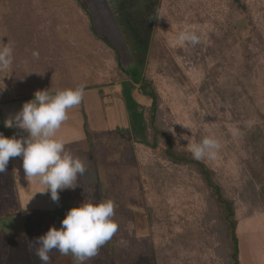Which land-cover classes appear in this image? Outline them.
Here are the masks:
<instances>
[{
	"label": "rangeland",
	"instance_id": "obj_1",
	"mask_svg": "<svg viewBox=\"0 0 264 264\" xmlns=\"http://www.w3.org/2000/svg\"><path fill=\"white\" fill-rule=\"evenodd\" d=\"M82 1L86 8L0 0V45L13 46V64L0 73V133L28 135L4 121L38 90L84 85L93 103L70 109L58 132L86 164L58 203L38 177H26L21 157L0 174V264H41L37 237L83 202L109 199L118 231L87 264H232L212 189L189 165L168 160L161 141L157 149L141 143L143 120L130 116L144 104L124 107L127 72L152 81L156 125L179 149L219 141L216 158L200 161L232 203L239 263L264 264V0ZM180 31H195L200 43H180ZM109 83L108 91L98 86ZM50 255L52 264H74L71 254Z\"/></svg>",
	"mask_w": 264,
	"mask_h": 264
},
{
	"label": "clouds",
	"instance_id": "obj_2",
	"mask_svg": "<svg viewBox=\"0 0 264 264\" xmlns=\"http://www.w3.org/2000/svg\"><path fill=\"white\" fill-rule=\"evenodd\" d=\"M177 39L192 46L200 43L195 31H180ZM32 56L38 59L39 52L32 51ZM12 64L13 46L3 43L0 45V73L7 72ZM84 96V85L58 90L55 94L48 90L36 91L33 99L4 121L5 127H16L28 135L17 138L0 133V174L7 171L11 158L21 157L26 177H38L53 202H59L60 191L74 189L78 178L86 171V164L66 150V142L58 132L69 119V110L79 106ZM220 147L217 139L205 137L192 143L190 151L196 160L215 159ZM116 207L109 199L99 203L85 201L70 209L59 229L50 227L36 238L32 244L34 255L41 264H52L53 251L64 256L71 254L74 264H87L117 233L119 226L113 219Z\"/></svg>",
	"mask_w": 264,
	"mask_h": 264
},
{
	"label": "trees",
	"instance_id": "obj_3",
	"mask_svg": "<svg viewBox=\"0 0 264 264\" xmlns=\"http://www.w3.org/2000/svg\"><path fill=\"white\" fill-rule=\"evenodd\" d=\"M75 1L81 9L86 8L82 0ZM123 75H125L126 79L122 81L121 91H123V96L125 95V106L128 107L129 104L133 106H135L134 104H139L134 100L132 96L133 92H138V95L144 97V99L149 102L143 105V110H139L141 107H139L137 111L136 108H132L131 110V118L134 119L135 116L140 115L143 120L144 131L141 143L151 149H157L161 141L164 145L163 154L168 160L174 164L189 165L201 176V178H203L206 186L212 189L215 195V201L219 207L218 210L220 211L222 222L226 225V228L229 229L232 243L230 252L232 264H240L238 259V239L235 232L236 221L234 219V210L231 201L223 196L220 186L213 180V173L209 167L202 161L194 159L190 152L179 149L173 139L165 131L157 127L156 113L158 111L159 96L152 81L146 78H137L133 73L127 72ZM125 85H127V90L130 94L124 93L126 90L124 88ZM146 112L148 113L147 116Z\"/></svg>",
	"mask_w": 264,
	"mask_h": 264
},
{
	"label": "crops",
	"instance_id": "obj_4",
	"mask_svg": "<svg viewBox=\"0 0 264 264\" xmlns=\"http://www.w3.org/2000/svg\"><path fill=\"white\" fill-rule=\"evenodd\" d=\"M157 2V1H156ZM157 6V5H156ZM153 22V21H152ZM103 76H105V78H106V76H109V73H103ZM111 83V82H110ZM105 84V85H98V86H100V88L102 87V88H106L107 89V91H108V89L111 87V89H112V85L111 84ZM113 86H116V85H113ZM120 86H121V84H120ZM117 87V86H116ZM57 88V87H56ZM92 87H90V88H85V89H91ZM62 89H68L67 87H65V88H57V90L56 91H58V90H62ZM74 89V88H73ZM50 94H55L56 92L54 91H52V92H49ZM118 93V92H117ZM109 95L111 96V94H108V93H105V94H103V96L106 98L105 100H107V97H109ZM120 97H121V95H119ZM132 96L134 97V99L136 100V101H139V102H141V100L140 99H143V101H142V103L143 104H148V101H146V99H144V97H142V96H140V95H138L139 97H136V94L133 92L132 93ZM111 98V97H110ZM138 98H140V99H138ZM31 99H33V98H31ZM30 99V100H31ZM30 100H28V101H30ZM104 100V101H105ZM91 102V103H90ZM119 102H121L122 103V101L121 100H119ZM107 103V102H106ZM15 104H18L17 102H15ZM15 104H12V105H8V108H6V109H9V110H14V108H13V105H15ZM82 105H85V106H93V103H92V101H86L85 99H83V101H82V103H81ZM80 104V105H81ZM124 107H125V103H124ZM16 109V108H15ZM84 112H85V114L83 115V117L85 116V117H88V118H90V115H89V111H88V109H82ZM12 115H14L13 114V111L12 112H10L9 114H8V116H7V118L6 119H8L10 116H12ZM103 126H101L100 127V129L102 128ZM17 134H19V130L17 131L16 129H14V136L15 135H17Z\"/></svg>",
	"mask_w": 264,
	"mask_h": 264
}]
</instances>
